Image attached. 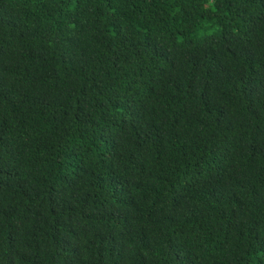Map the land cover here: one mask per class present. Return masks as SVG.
Returning a JSON list of instances; mask_svg holds the SVG:
<instances>
[{
    "label": "trees",
    "instance_id": "16d2710c",
    "mask_svg": "<svg viewBox=\"0 0 264 264\" xmlns=\"http://www.w3.org/2000/svg\"><path fill=\"white\" fill-rule=\"evenodd\" d=\"M0 264H264V0H0Z\"/></svg>",
    "mask_w": 264,
    "mask_h": 264
}]
</instances>
